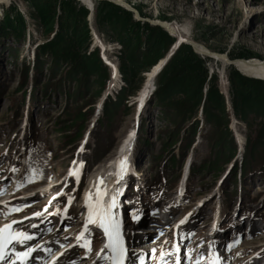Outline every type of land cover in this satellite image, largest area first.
I'll list each match as a JSON object with an SVG mask.
<instances>
[{
  "label": "rangeland",
  "instance_id": "1",
  "mask_svg": "<svg viewBox=\"0 0 264 264\" xmlns=\"http://www.w3.org/2000/svg\"><path fill=\"white\" fill-rule=\"evenodd\" d=\"M78 1L87 9L90 7L88 3ZM101 1H91L92 19L88 15L86 18L90 36L88 41L82 46H76L71 40L60 46H52L61 53L58 60L55 59L56 55L45 53L37 79H32L33 72L30 71L27 84L20 89L18 82L24 77L25 66L34 59L35 47L47 43L54 34L43 33L40 16L33 14L29 0L0 1V20L7 12H12L18 14L22 21V24L17 23L21 31L17 38L12 36L15 33L13 28H4L0 35L2 222L10 221L11 217L16 216L23 220L27 215L44 210L39 219L43 222L35 224L39 229L31 231L32 237L38 234L37 237L29 241L28 244L31 245L23 251L32 248L33 254H29L28 260L30 258L34 262L46 264V260L51 259L56 252L54 250L59 251L69 244L66 236L79 225L80 216H84L86 212L85 197L89 193L94 194L92 187L96 184L97 172L100 176L105 166L115 161L119 167L113 163L110 169L119 170L124 165H130L137 173V178L132 180L133 185V176H129L118 200L120 204L117 202L116 207L121 219V231L128 241L127 250L132 258L131 262L153 264L152 258L154 261L159 259L164 246L161 264H264V145L258 146L253 157H249L246 172L240 170L241 164L245 163L243 154L248 143L247 136L254 137V130L264 127V116L257 114L264 115V91L259 90L261 98L240 99L252 101L253 106H256L252 110L255 113L254 119L247 124L236 118L230 98L235 101L237 92L226 74L231 72V66L238 69L229 62L223 64L199 54L201 61L192 65L190 70H176L174 78L179 82L180 89L165 95L167 106L163 107L164 112H161L162 106L156 99L158 94H153L156 77L151 80L150 93L143 95L142 99L146 76L145 72L136 73L131 80L130 94L125 99L128 105L135 103L127 109H120L110 123L98 121L95 118L102 116L98 105L102 97L107 94L112 97L125 84L119 69V65H125L121 57L125 53L130 55L136 51L135 47L128 49L115 40L117 32L119 35L125 32L129 38H134L135 44H143L148 38L144 24L157 25L137 19L132 11L130 14V10L120 5L127 11L118 19H122V23L128 26L119 25L113 29L108 24L106 27L99 26L93 19V12ZM119 1L140 11L142 17L177 22L193 40L212 51L225 53L229 59H264V0ZM88 11L89 14L90 10ZM130 15L132 19L129 18ZM12 46L14 56L10 59L8 50ZM242 53L249 57H229ZM98 55L103 64H98ZM111 63L115 67L110 66ZM115 69L117 78L114 82ZM204 69L208 75L206 79ZM128 71L131 72V67ZM213 72L216 80L214 77L209 79ZM105 73L110 74L106 82L101 81ZM249 79L242 90L250 94L256 93L258 78ZM45 84L53 89L43 97L41 89ZM32 85L36 87L33 92L36 98L30 96ZM217 85H220L224 101L213 110L214 120L204 119L199 108L196 116L190 118L189 114L195 111L191 107L199 102L201 108L208 87L214 89ZM200 86L201 94L196 92V88ZM25 89L26 95L23 92ZM262 100L263 105L260 104ZM141 102L143 107L140 115H137L136 103ZM259 108L262 111L257 112ZM78 110L84 111L86 115L92 112V115H88L84 123L82 136L68 141L75 128L66 127V120ZM196 119L197 130L186 149L183 144L189 130L186 131L185 127ZM142 125L144 134L139 132ZM173 130L177 138H184L170 149L164 148L165 135ZM230 131L235 142L236 138L240 142L237 144V151L230 161L225 157L217 159L215 152L218 144L216 146L214 142L223 138L225 144H229ZM126 137L130 143L127 154L121 148V142ZM173 153L177 162L168 168L171 161L169 157ZM209 160L218 161V166L201 173L204 162ZM83 161L82 187L75 188V179L71 185L65 186L67 172L71 168L77 171L82 167ZM190 164L195 166V171L188 174L187 189L181 200L177 201L175 194L179 182ZM108 173L111 174L110 170ZM49 184L55 185L50 190L39 191ZM58 193H61L60 197ZM24 220L29 221L27 217ZM217 220L219 222L213 231L215 235H209ZM101 236L100 232L94 235L93 245L87 255L93 251L96 238ZM152 238H158L156 249H145V253L138 251V248L142 249L150 240L153 241ZM176 241L178 245H175ZM214 248L218 249V259L212 257L211 251ZM71 252L86 253L80 245ZM63 254L64 252L58 256L59 259L54 264H60L69 256V253Z\"/></svg>",
  "mask_w": 264,
  "mask_h": 264
},
{
  "label": "trees",
  "instance_id": "2",
  "mask_svg": "<svg viewBox=\"0 0 264 264\" xmlns=\"http://www.w3.org/2000/svg\"><path fill=\"white\" fill-rule=\"evenodd\" d=\"M29 6L31 9H33L32 11L34 15L40 16V27L43 33L47 35H54L53 38L47 43H42V45H37L35 47L34 59L32 60V62H28V65L25 66L24 77L23 79L19 80L18 89L23 88L24 85L27 84L29 80L30 71L33 72L32 79H37L38 70L43 62L42 56L45 53L49 52L50 54L56 55L55 59L56 61L58 60L61 53H59V50L53 49L52 46H60L64 44L67 40H71V43L75 44L76 46H82L85 42L88 41L90 37L88 22L86 19L89 11L84 5L80 4L78 0H29ZM126 11L127 10H125L123 7L112 1L102 0L99 5L94 8L93 19L96 21V24H98L99 26L101 25L102 27H106L107 24L112 29L114 27L116 28L119 25L128 26V24L122 23V19H118L119 17L121 18L122 14L126 13ZM128 12L130 14L132 13L131 11ZM129 18L132 19V16L130 15ZM17 23L22 24L19 15L13 14L12 12H7L4 18L0 20V35L3 34L2 32L4 28H8L9 30L13 28L15 33H13L12 36H14V38H17L18 34L21 32L19 27L17 26ZM144 28L146 29L148 38L146 37V40H142L144 42L143 44L141 42L135 44L133 37L129 38V35L125 32H122L120 35L117 32V37H115V40L123 44L126 48L128 47V49H132V47H135L136 51L130 55L125 53L121 57V60L122 62H125V65H119V69L120 71H122L125 84L114 93V96L106 97L103 103L102 116L98 118V121H101L104 124L110 123L120 109H127L132 106V104L128 105L125 102V99L127 98L128 94H130L131 80L136 76L135 74L144 73L148 71L154 64L159 61V59L165 57L169 48L175 42V36L170 35L169 32L166 31L160 25H149L145 23ZM11 50H13V46L10 47V49L8 50V56L11 57L10 59H13L14 54ZM229 57H249V55L242 53L238 55H229ZM97 59L99 60L98 64L99 62L103 64L102 59L99 55ZM199 61H201L200 55L193 50L190 44L181 42L175 48L174 52L170 55V57L165 62L162 69L159 71L155 78L156 88L153 94H158L156 99L158 98L157 101H159L158 103L162 106L161 112H164L165 110H163V107L167 106L166 101L164 100L165 95L167 93H175V91L180 89L178 87L179 82L176 81V79L174 78V76L177 74L176 70H190L192 65L198 63ZM129 67H131V72L128 71ZM230 71L231 72H227L226 76L228 77L229 83L235 87V91L237 92V99L235 101L232 99V97L230 98L235 117L244 120L248 124L250 120L254 119L255 117V113H253L252 110L256 109V106H253V104L251 103L252 101L248 102L247 99L240 101V99L241 97H249L251 99L260 97L261 95L259 90L264 91V80L257 79L255 87L257 89L256 93L250 94L248 91L245 92L242 90L243 86H245V84L250 81V77L242 74L239 70H236L232 66L230 67ZM203 72L206 79V76H208L206 69H204ZM72 74L73 72L70 73V76ZM172 75L173 77L171 78L170 76ZM109 77L110 74L107 73L104 79L101 81L105 80L106 82V80H109ZM169 77L171 79H169ZM211 77H214V79L216 80L215 72H213L209 76V79ZM35 88L36 87L32 85L30 91V96L32 98H36L35 94L33 93L35 91ZM52 89V86H48V84H45L41 89V92L43 93L42 96H46L47 92ZM23 92L24 95H26V89ZM196 92H199V94H201V86L199 88H196ZM223 101V93L220 91V85H217L216 87H214V89L209 86L206 90L205 100L201 108L199 107V102L195 103L191 107L195 111L194 113H190L189 117H195V114L198 112L199 108V111H201L202 115L204 116V119L214 120L213 110L217 108L219 104L221 105ZM207 104L209 106H207ZM260 104L263 105V100L260 101ZM210 105L212 106L210 107ZM259 111H262V108H259L257 112ZM257 114L264 116L261 113ZM88 115H92V112H89L86 115L84 111L78 110L66 120V127H69L71 129L75 128L73 135L69 137L70 139L68 141H73L74 139L80 138L82 136L83 128L85 127L84 123ZM197 126L198 120L196 119L191 122L190 125L185 127L186 131L189 130V135L186 138L185 144H183V147H185L186 149L189 147L190 142L193 139L194 133H196ZM140 131L142 132V134L145 133L143 125L139 128V132ZM168 133L170 135L166 134L165 140L163 142V147L167 149H170L180 139L182 140V138H184H177L175 130L168 131ZM229 134L231 136L229 144L226 145L223 138L219 141L214 142L216 146L217 144L219 146H217V151L215 152V157L217 159L225 157L224 159L230 161L232 160L237 151V143L235 142L232 131H230ZM254 134V137H248V135L246 138L248 139V143L246 144V149L243 154L245 163L241 164L240 167V170H244V172H246L245 166L246 162L250 159L249 157H253L254 153L259 148L258 146L264 145V127H259V129L254 130ZM169 158L171 159V161L167 165L168 168L173 167L177 162L175 153H173ZM215 165L218 166V161L209 160L207 161V163L204 162L201 173H204L206 170L212 168L214 169ZM190 171L191 173L195 171L194 165H191Z\"/></svg>",
  "mask_w": 264,
  "mask_h": 264
},
{
  "label": "bare ground",
  "instance_id": "3",
  "mask_svg": "<svg viewBox=\"0 0 264 264\" xmlns=\"http://www.w3.org/2000/svg\"><path fill=\"white\" fill-rule=\"evenodd\" d=\"M0 1H2V0H0ZM3 1H7V0H3ZM81 1V0H80ZM83 2H86V3H88V6H91L92 4H91V1L92 0H82ZM93 3V2H92ZM84 4V3H83ZM90 19H92V17H90ZM150 20H153V21H157V22H162L163 24H165L169 29H171V30H173V31H176L177 33H179L181 36H184V37H187V38H189V39H191L193 42H195V45H196V48L199 50V51H207V52H210L211 53V58L213 59V60H215V61H221L223 64L224 63H227L228 62V56L225 54V53H219V52H215V51H212V50H210V49H208L206 46H204L203 44H201V43H199V42H197V41H195V40H193L189 35H187L186 34V32L179 26V24L177 23V22H175V21H164V20H160V19H157V18H154V19H152V18H150ZM97 41V40H96ZM213 52V53H212ZM217 53H219V54H217ZM34 54V53H33ZM163 61H164V58H162V59H159V61L156 63V64H154L153 66H152V68L151 69H149L148 71H146L145 72V76H146V82L144 83V86H143V91H142V94H141V98L143 99L144 98V96L143 95H146L147 93L149 94L150 93V90H149V87H150V85H151V80H152V78H154V77H156L155 76V74L157 73V70L160 68V66H161V64L163 63ZM233 62H234V66L242 73V74H244V75H246V76H250V77H255V78H258V79H262V80H264V59H260V58H257V57H252V58H247V59H234L233 60ZM112 65H110V66H113V67H115V65L113 64V63H111ZM113 71V70H112ZM115 72H114V75H113V80H114V82L116 81L115 79L117 78V70L115 69L114 70ZM149 91V92H148ZM147 94V95H148ZM140 95H138V97H139ZM141 99V100H142ZM141 103H143V102H141ZM139 104V103H138ZM121 148H122V151H124V150H126V152H125V154H127L128 153V150H130L129 148H130V143H129V138H124L123 140H122V142H121ZM120 148V149H121ZM121 152V151H120ZM127 157V156H126ZM125 160V159H124ZM121 162H123V160L121 161ZM113 163H114V165L115 164H117V168L119 167V164H118V162H115V161H113ZM113 163H110L108 166H105V168H104V171H103V173L101 174V176H99L98 174H99V172H97V175H96V178L95 179H97V181L95 182L96 184L92 187V189L94 190V194L92 195V193H89L88 195H86V201H85V203H92V204H94L95 202H96V199H97V189H99L100 190V192L102 193V202L104 203V204H107V203H109L110 201L111 202H113L114 203V201H116V200H113V199H111V200H109V197H110V194H111V192L112 191H115L116 190V188H115V184H116V182H117V176L120 174H117V175H115V168L114 169H110V167L113 165ZM116 168V169H117ZM108 170H110V172H111V174H109L108 173ZM104 173H106L107 175H103ZM104 178H103V177ZM119 177V176H118ZM130 179V178H129ZM105 199V200H104ZM106 199H107V201H106ZM116 203H114V205H115ZM110 212H111V214L113 215V218H114V220L116 221V222H118L119 223V226H121L122 224H121V222H120V220H119V210H118V208H116V205L113 207V208H111L110 210H109ZM89 212V209H87V213ZM21 222H25V220L23 219V221L22 220H20ZM16 224H18V225H21L20 223H16ZM147 234V233H146ZM145 234V236H147ZM148 248V247H147ZM145 250V249H144ZM147 250V249H146ZM25 252H26V250H25ZM30 254H33V252H30ZM65 254V253H64ZM63 254V255H64ZM59 255H62V253L61 254H59ZM58 255V256H59ZM58 256H56V260L55 261H53V262H51L50 264H54L58 259H59V257ZM69 256H67L65 259L67 260V258H68ZM19 258V257H18ZM19 259H21V258H19ZM63 260L60 264H64L65 263V261L66 260ZM21 261L23 262V263H28L29 261H31V262H34L33 260H31L30 258H29V260H28V258H26V257H23L22 259H21ZM36 263H37V261H36ZM39 263V262H38Z\"/></svg>",
  "mask_w": 264,
  "mask_h": 264
},
{
  "label": "snow or ice",
  "instance_id": "4",
  "mask_svg": "<svg viewBox=\"0 0 264 264\" xmlns=\"http://www.w3.org/2000/svg\"><path fill=\"white\" fill-rule=\"evenodd\" d=\"M14 170V169H13ZM69 175H73V172L70 170ZM59 194V193H58ZM114 200V198H113ZM86 206L89 209V214L85 218L84 225L82 226V232L78 233L76 239L79 241L82 237H85V232L87 231V226L89 223L97 225L103 230V233L107 239L105 244V248L108 249L109 255L105 258L111 261V264H123V256H124V247L122 244V236L120 231L119 223L116 222L113 218V215L109 211L115 205L113 202H109L104 204L102 202V193L99 189H97V199L94 204L86 203ZM19 209H10V211H17ZM33 216H38V212L32 213ZM183 221H181L182 223ZM16 223L15 221H11L8 225H0V249L3 248V240L5 239L4 231L5 229L9 230V235L7 237L8 242L11 243L13 240L16 242H22L23 240L32 239V235L28 233H13L11 231V224ZM81 247H89V243L85 237V243L80 245ZM32 248H28L26 252H18L16 253L17 257L23 258L30 253ZM103 251V250H101ZM97 255H100L98 252ZM3 252L0 251V259H3Z\"/></svg>",
  "mask_w": 264,
  "mask_h": 264
},
{
  "label": "water",
  "instance_id": "5",
  "mask_svg": "<svg viewBox=\"0 0 264 264\" xmlns=\"http://www.w3.org/2000/svg\"><path fill=\"white\" fill-rule=\"evenodd\" d=\"M114 3H117L119 5H122L123 7H125L127 10H130L134 13L135 17L137 19H140V20H143V21H149L153 24H157V25H160L162 26L166 31H168L170 34H172L173 36H175V42L172 44L171 46V49L169 50V53L164 57V61L163 63L161 64L160 68L157 70V73L161 70V68L163 67V65L165 64V62L167 61V59L169 58V56L174 52L175 48L181 43V42H184V43H188L192 46L193 50L197 53V54H200L201 56H209L211 57V53L210 52H207V51H199L197 48H196V45H195V42H193L191 39L187 38V37H184V36H181L179 33H177L176 31H173L171 29H169L165 24H163L162 22H157V21H153V20H150L148 18H145V17H142L140 15V13L138 12L137 9L133 8L132 6H130L129 4H127L126 2H122V1H119V0H110ZM88 9L90 10V13L88 14V18L90 19V17H92V6L88 7ZM91 20V19H90ZM213 53V52H212ZM219 54V53H217ZM228 59V62L233 64L234 65V62L232 59ZM156 73V74H157ZM155 74V75H156ZM151 91V89H150Z\"/></svg>",
  "mask_w": 264,
  "mask_h": 264
}]
</instances>
